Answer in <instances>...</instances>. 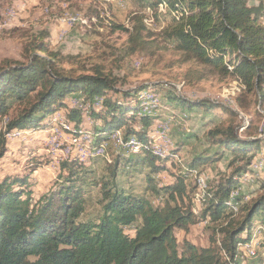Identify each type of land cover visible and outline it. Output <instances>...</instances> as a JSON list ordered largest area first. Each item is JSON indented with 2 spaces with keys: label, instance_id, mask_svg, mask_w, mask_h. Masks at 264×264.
I'll list each match as a JSON object with an SVG mask.
<instances>
[{
  "label": "trees",
  "instance_id": "1",
  "mask_svg": "<svg viewBox=\"0 0 264 264\" xmlns=\"http://www.w3.org/2000/svg\"><path fill=\"white\" fill-rule=\"evenodd\" d=\"M135 1L153 12L165 7L171 15L165 33L185 59L210 73L234 76L245 95H253L264 108V0H256L258 4L253 0ZM133 21L132 29L125 30L129 48L136 52L147 44V26L142 15H135ZM47 37L41 32L29 40L21 59L0 60V118L7 119L6 131L47 128L53 116L67 108L65 98L79 93L85 101L94 104L99 99L98 106L102 105L96 109L90 105V116L101 121L90 141L91 153L106 146L111 137L116 141V130L121 128L124 139L148 141L146 128L155 116L148 111L150 99L142 95L145 87L119 91L115 78L100 66L90 73L66 69L64 56L51 48ZM111 92L121 96L112 97ZM165 96L182 111L203 109L207 114L219 108L235 114L213 100L170 92ZM81 115V109L68 115L77 122L72 131L78 138L83 133L78 124ZM208 137L218 148L211 155L195 156L185 171L173 172L182 143L162 160L151 149L141 155L119 154L100 180L102 214L94 220H82L87 176L92 171L86 160H63L59 187L36 200L30 173L0 175V264H249L242 260L240 251L245 249L238 245L252 244L248 241L254 228L264 222V193L250 201H244L241 193L232 199L231 193L239 190L242 179L253 177L251 165L264 153V139L242 136L233 124L214 125ZM225 155L230 173L200 192L190 180L200 176L197 165L215 164ZM121 170L145 172L147 189L162 202L155 206L120 184ZM162 172L172 181L159 184L156 175ZM198 196L203 206L199 213L193 208ZM200 222L211 228L210 244L198 246L185 240L180 246L177 230L188 232Z\"/></svg>",
  "mask_w": 264,
  "mask_h": 264
},
{
  "label": "rangeland",
  "instance_id": "2",
  "mask_svg": "<svg viewBox=\"0 0 264 264\" xmlns=\"http://www.w3.org/2000/svg\"><path fill=\"white\" fill-rule=\"evenodd\" d=\"M252 3H256V0ZM166 11L164 7L161 12H153L138 6L135 0H0V60L21 59L25 44L43 32L48 36L51 48L64 56L63 66L66 69L90 73L95 66H100L105 74L115 78L119 91L145 87L144 90L148 92L144 96L150 99L147 101L150 106L148 111L155 116L152 124L146 128L148 136L159 137L162 144L164 142L160 135L175 141L171 150L178 143L183 144L175 155L178 165L173 166V172L191 168L189 165L198 154L214 153L218 145L213 144L208 137V132L214 125L233 124L242 136L254 134L264 139V108L256 104L253 95H245L234 76L210 73V70L197 62L187 61L165 33L171 22V15ZM135 15H142L145 20L147 30L144 35L147 44L144 49L131 52L129 32L125 29H132ZM73 18L75 23L71 20ZM114 23L123 28L114 27ZM168 92L192 99L213 100L224 104L235 114L219 108L207 114L203 109L182 111L167 100L165 94ZM111 95L121 96L112 92ZM65 101L67 108L55 114L50 125L44 129L29 128L26 129L28 132L23 131L20 135H15L14 131L4 135L5 124L0 118V151L4 149V155L0 156V175L30 173L33 199L36 200L59 187L63 181L60 177V164L63 160H86L92 171L87 176V203L82 220H94L102 214L99 183L103 176L108 175L109 165L114 163L119 154H141H129L111 137L104 142V154L91 157L93 141L87 143L86 140H73L75 135L72 130L77 122L70 120L68 115L73 109H81V120L78 123L80 132H83L81 138L85 133H90L93 137L95 127L101 125V121L90 116V105L94 109L101 108L102 105L85 101L79 93L67 96ZM76 101L81 106L75 107ZM64 124L70 129L65 128ZM136 126L144 128L141 124ZM55 129L58 131L55 132ZM118 130L121 131L118 135L124 134L123 128ZM229 160L225 155L215 164L197 165L198 174L207 177L205 189L217 183L226 171L230 173L232 168L228 169ZM251 172L254 180L243 182L242 179L241 189L239 187L244 201H250L264 193V153L255 158ZM156 180L159 184L172 181L167 172L157 174ZM190 180L200 192L204 191L199 188L196 178ZM118 181L127 189L149 198L155 206L162 202L161 198L147 189L145 172L121 170ZM198 197L193 206L197 213L203 207L200 196ZM238 207L239 203L237 209ZM258 217L261 218V215ZM260 226V223L257 224L248 241L253 240L252 245H255L254 249L257 248V255L240 251L241 258L246 263L264 264V234L260 232ZM131 231L130 229L129 232ZM210 235L211 228L204 222L191 225L188 232H176L180 246L185 240L198 246H207L210 244Z\"/></svg>",
  "mask_w": 264,
  "mask_h": 264
},
{
  "label": "bare ground",
  "instance_id": "3",
  "mask_svg": "<svg viewBox=\"0 0 264 264\" xmlns=\"http://www.w3.org/2000/svg\"><path fill=\"white\" fill-rule=\"evenodd\" d=\"M9 11V10H8ZM8 13V12H7ZM10 14V13H9ZM8 16V15H7ZM13 18H14V15H13ZM11 19V18H10ZM72 21H74L75 23V19H71ZM66 21V20H65ZM71 22V21H70ZM148 91H145L143 92V97L144 99H149V98H146L144 96L145 93H147ZM76 100V99H75ZM95 103L97 105L100 104V100L99 99H95ZM81 106V103H79L78 101H76V106ZM5 126H4V132L3 134H10L11 130L6 131V123H7V119H2ZM65 125V124H64ZM66 128H68V126L65 125ZM167 128V127H166ZM55 132L58 131V129H55L54 130ZM23 133V130H15L14 131V134L15 135H20ZM1 134V133H0ZM164 134V133H163ZM262 134V133H261ZM157 136V135H156ZM162 138H163V142L164 144H162L158 138H155L154 136H148V141H141L140 139H137V138H129V139H124L122 137V135H118L116 137V142L120 145L121 149H123L124 151L128 152L129 154H142L145 152V150L147 149H151L154 153L155 156L159 157L160 159H165L166 156L168 155V153L170 152L172 146H173V142L175 143V141H171V139L167 138L166 136H162L160 135ZM20 137V136H19ZM17 139V138H16ZM19 139V138H18ZM56 139V138H55ZM1 140V139H0ZM5 140V139H4ZM73 140L76 142H80L82 140H86L87 143L88 141H91L92 140V136L90 133H86L84 134L83 138H78V137H73ZM69 143V142H68ZM73 143V142H72ZM63 144V143H62ZM56 145V144H55ZM71 145V144H70ZM70 148V147H69ZM105 146L103 147H100L98 150H96L95 152L91 153L90 155L91 156H95V157H99L101 156L102 154H104L105 152ZM87 158V157H86ZM56 159V158H55ZM254 180L253 177H247L245 178V182H252ZM197 183L199 185V188L200 189H205V187L207 186V177L205 176H197ZM254 183V182H253ZM241 190H235L231 193V198L233 199L234 197L238 196L240 194ZM261 233L264 234V225L261 226V229H260ZM240 248H243L245 249V251H247L250 255L252 256H256L257 255V252H256V249H254L252 244L250 245H242V244H239L238 245ZM257 247V246H256ZM259 250V249H258Z\"/></svg>",
  "mask_w": 264,
  "mask_h": 264
},
{
  "label": "crops",
  "instance_id": "4",
  "mask_svg": "<svg viewBox=\"0 0 264 264\" xmlns=\"http://www.w3.org/2000/svg\"><path fill=\"white\" fill-rule=\"evenodd\" d=\"M254 4H258V1H256V3H254ZM116 132H120V130H117ZM199 170V169H198ZM259 218V217H258ZM261 218H262V216H261ZM261 218H259V219H261ZM264 223H261V225H263ZM259 260H261V259H259Z\"/></svg>",
  "mask_w": 264,
  "mask_h": 264
},
{
  "label": "built area",
  "instance_id": "5",
  "mask_svg": "<svg viewBox=\"0 0 264 264\" xmlns=\"http://www.w3.org/2000/svg\"><path fill=\"white\" fill-rule=\"evenodd\" d=\"M260 136H262V134H261ZM263 136H264V135H263Z\"/></svg>",
  "mask_w": 264,
  "mask_h": 264
}]
</instances>
